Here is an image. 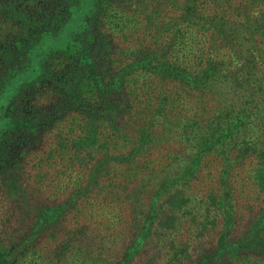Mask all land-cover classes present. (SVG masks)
Returning a JSON list of instances; mask_svg holds the SVG:
<instances>
[{
	"label": "trees",
	"instance_id": "obj_1",
	"mask_svg": "<svg viewBox=\"0 0 264 264\" xmlns=\"http://www.w3.org/2000/svg\"><path fill=\"white\" fill-rule=\"evenodd\" d=\"M37 1L0 0V179L18 200L40 196L11 161L27 134L51 141L66 184L55 200L27 201L26 251L0 242V264L26 252L49 264H98L97 246L115 253L116 238L95 239L86 223L57 240L82 200L136 226L110 264H131L155 239L182 261L187 227L201 238L222 224L216 252L197 264L264 253V208L233 237L235 183L264 192V0ZM31 100L51 108L29 111ZM46 227L57 245L43 255L32 242Z\"/></svg>",
	"mask_w": 264,
	"mask_h": 264
},
{
	"label": "rangeland",
	"instance_id": "obj_2",
	"mask_svg": "<svg viewBox=\"0 0 264 264\" xmlns=\"http://www.w3.org/2000/svg\"><path fill=\"white\" fill-rule=\"evenodd\" d=\"M41 1L43 0H39L37 3ZM29 103H33L30 104L31 107L28 108L29 111H38V109H40L42 114H45L47 110L51 108L49 105H51L52 102L47 101L44 104L37 105L31 100ZM26 135L27 134L20 136L19 141L11 147V161H15L14 159L17 160L19 157V171L22 175L24 186L26 189L31 190L29 191L30 193H37L40 196H34L35 198L33 199L32 197H27L18 200L14 193L11 192L5 184H2L0 179V242L5 244L9 250L15 248L16 255L19 251L20 253L26 251L22 249L18 251L17 244L20 241V237L24 236L25 233L30 230L31 226L28 224V218L26 217V213L28 212L27 201L32 203V200H36L37 198L47 201H50V199L55 200L61 197V192L57 189V186L66 184V182L62 183L64 182V178H61L58 174L59 171H62V167L65 164L63 161L61 162L60 159L54 162V160L50 158V155L52 156L50 149L51 141L48 140V142H46L45 136L41 138L38 137V142H33L27 140ZM24 142L27 143V145L22 144ZM25 153H27V155H25ZM44 163L45 168L42 169L41 164ZM41 173H43L41 179L46 178L44 186H41V180L38 176ZM33 186H35L36 189H34ZM235 186L238 187V190L237 194L235 193L234 200L236 221L233 237L238 238L247 231L248 223L264 208V192L260 191L256 186L246 180L238 181V183L236 182ZM93 199L98 202H112V204L116 202L115 200H104V197L94 196ZM86 205V201L82 200L78 208L68 210L66 215L61 218V228L57 231V240L58 238L63 239L71 229H75L76 226L83 223L90 226V232L94 234L95 239L101 237L105 238L107 234L113 235L116 239L111 238L110 241L114 246L115 253L110 250L104 252L101 247L97 246L96 249L97 251H101V254L99 257L95 256L98 259V264H110V261L107 259L112 257V260L122 255V251L127 242L132 239L129 234H135L136 226L134 224L127 225L122 221L120 214L117 210H114V207L104 209L100 207V203L96 204L98 208L96 206L89 207ZM127 210L128 213H130V207H127ZM23 217H25L24 222H22ZM78 220L82 223H78ZM223 228L224 225L222 224L221 227H217L216 230L207 233L201 238H191L194 232L187 227V233L184 232L182 234L184 242L180 247L185 250L186 254L185 259L182 261L174 260L168 254L170 242L164 243L163 241L155 239L151 246L146 245L144 250L141 249V252L137 254L131 264H197L198 261L202 260L207 255L216 252ZM114 229L125 232L122 234H113L116 231ZM53 230L55 229L52 227L43 228L36 237L37 239L32 242L33 245L40 249V254L45 255L49 250L55 249L57 241L51 238ZM100 243L107 246L104 241ZM216 258L217 257H215V259ZM38 262L39 264H49L30 252H26V256L23 259L13 257L12 263L10 264H37ZM255 262L263 264L264 253L249 251L248 253H242L240 259H230L229 257L228 260H219L217 262H209L208 264H253Z\"/></svg>",
	"mask_w": 264,
	"mask_h": 264
}]
</instances>
